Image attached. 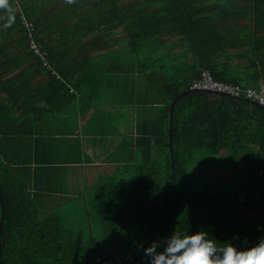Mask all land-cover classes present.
I'll return each instance as SVG.
<instances>
[{
  "label": "trees",
  "instance_id": "obj_1",
  "mask_svg": "<svg viewBox=\"0 0 264 264\" xmlns=\"http://www.w3.org/2000/svg\"><path fill=\"white\" fill-rule=\"evenodd\" d=\"M103 51L114 58L94 63ZM101 68L144 78L138 108L160 112L155 121L137 114L132 144L123 138L132 150L120 148L127 165L95 189L88 227L71 210L78 188L61 186L68 162L57 137L79 101L108 124L95 105ZM210 80L239 96L200 88ZM261 85L264 0H0V264H95L123 252L134 261L119 264H150L145 249L197 232L218 242L217 255L226 242L255 244L264 236V107L247 92ZM205 156L215 157L218 185L197 192L190 166Z\"/></svg>",
  "mask_w": 264,
  "mask_h": 264
},
{
  "label": "crops",
  "instance_id": "obj_2",
  "mask_svg": "<svg viewBox=\"0 0 264 264\" xmlns=\"http://www.w3.org/2000/svg\"><path fill=\"white\" fill-rule=\"evenodd\" d=\"M113 58L114 56L109 52H97L94 54L93 60L94 63L108 60L109 64V61ZM90 69L93 70L92 73L94 75L100 73L97 72L96 67L93 65L90 66ZM106 69L104 68L103 70L101 68V77L99 76L98 96L95 103L97 109L107 115V117H109V111L114 108L125 107V109L132 111L134 102L137 105L136 109H140L138 108L137 100L142 99V95L145 94L146 85L144 78L138 76L134 81V78L130 75L120 74L116 76L115 70L109 69L108 71ZM39 82L41 81L39 80ZM107 90L110 93H106ZM70 106L72 107L67 109V117L75 115L76 117L63 123L62 128L68 134L63 137H57L61 138L63 143L66 144L60 151V158L66 159L68 162V164L60 165L62 171L64 168H68V174L65 176L63 173L62 176L65 178H62L60 183L64 187L78 188L77 194L72 195V199H69L71 200V210L80 223L88 224L87 226L90 227L91 217L98 210L97 203H94L97 200V194L95 195L94 192L95 196H91V191L99 186L104 187L110 183L113 184L117 180L112 178L115 176L114 172L117 168L121 169L127 165V155L123 151L121 153L120 148L122 147L125 151L132 150L131 146L127 147L124 144L123 138L132 144L136 134L134 126L125 132L121 130L119 135L113 133L111 131V123L108 121V124H106L101 119H96L97 114L89 109L90 105L80 104L79 101ZM87 109L89 110L85 114ZM48 132L49 130L46 128L42 129L44 138L40 146L43 147V152L41 153L45 161L51 160L55 156L49 147L53 143L51 141L46 142L51 138L50 133L47 134ZM106 176L110 177L107 179L105 178ZM108 249L106 247L105 252Z\"/></svg>",
  "mask_w": 264,
  "mask_h": 264
},
{
  "label": "clouds",
  "instance_id": "obj_3",
  "mask_svg": "<svg viewBox=\"0 0 264 264\" xmlns=\"http://www.w3.org/2000/svg\"><path fill=\"white\" fill-rule=\"evenodd\" d=\"M207 235L197 232L179 239L170 238L163 251H157L153 244L145 249V255L150 258V264H264V236L244 250L226 242L219 249L222 255H217L218 242Z\"/></svg>",
  "mask_w": 264,
  "mask_h": 264
},
{
  "label": "rangeland",
  "instance_id": "obj_4",
  "mask_svg": "<svg viewBox=\"0 0 264 264\" xmlns=\"http://www.w3.org/2000/svg\"><path fill=\"white\" fill-rule=\"evenodd\" d=\"M103 52L105 53L106 51ZM123 108H114L108 113V121L112 124V126H114V128H116L118 132H121V130L125 132L126 130H129L130 127L135 126L137 122V114L142 113L143 111V108H140L138 110L136 109L135 114L132 116V111L130 109H125V107ZM158 113V108L146 109L141 114V117L147 120L155 121L157 120ZM111 131L113 133H116L113 129ZM157 156L158 155H155V157ZM214 158L215 157L205 156L202 157V159H197L191 163L189 171L191 173L190 181L197 192L205 191L208 188H211L212 186L218 185V178H216V175L218 173H216L215 170L216 161L214 160ZM105 178H107V176ZM206 182L209 184H206ZM206 185H208L207 188ZM94 192L95 189L91 191V196L94 195ZM65 209L66 208L64 205L61 208V211L64 212ZM135 250H137V248H135Z\"/></svg>",
  "mask_w": 264,
  "mask_h": 264
},
{
  "label": "built area",
  "instance_id": "obj_5",
  "mask_svg": "<svg viewBox=\"0 0 264 264\" xmlns=\"http://www.w3.org/2000/svg\"><path fill=\"white\" fill-rule=\"evenodd\" d=\"M32 50H34L36 53H39L38 47L32 43L31 47ZM202 89H207L209 91H214V92H220L223 94H227V95H234V96H239V92L240 90L238 88L233 90L229 87L226 86L220 82H213V81H209V84L200 87ZM260 91L259 92H255V91H248L247 92V97H253L254 100L261 105L262 107H264V85L260 86ZM134 261V257L131 253L129 252H123V253H116V254H110L107 255L106 257H102V258H97L95 264H119L121 262H133Z\"/></svg>",
  "mask_w": 264,
  "mask_h": 264
},
{
  "label": "water",
  "instance_id": "obj_6",
  "mask_svg": "<svg viewBox=\"0 0 264 264\" xmlns=\"http://www.w3.org/2000/svg\"><path fill=\"white\" fill-rule=\"evenodd\" d=\"M174 103H175V101L172 102L171 107H170V126H171V117H172V110L174 107ZM170 134H171V128H169V136H170Z\"/></svg>",
  "mask_w": 264,
  "mask_h": 264
}]
</instances>
